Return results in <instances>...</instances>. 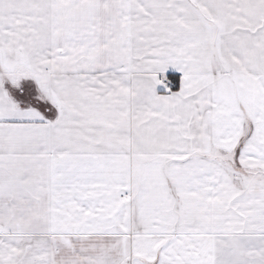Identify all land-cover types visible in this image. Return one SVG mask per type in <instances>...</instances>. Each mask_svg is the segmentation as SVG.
Wrapping results in <instances>:
<instances>
[{
	"label": "snow or ice",
	"instance_id": "obj_1",
	"mask_svg": "<svg viewBox=\"0 0 264 264\" xmlns=\"http://www.w3.org/2000/svg\"><path fill=\"white\" fill-rule=\"evenodd\" d=\"M0 264H264V0H0Z\"/></svg>",
	"mask_w": 264,
	"mask_h": 264
}]
</instances>
